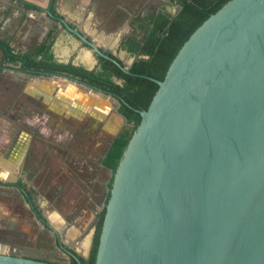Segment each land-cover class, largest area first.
Masks as SVG:
<instances>
[{
  "label": "water",
  "instance_id": "1",
  "mask_svg": "<svg viewBox=\"0 0 264 264\" xmlns=\"http://www.w3.org/2000/svg\"><path fill=\"white\" fill-rule=\"evenodd\" d=\"M56 20L130 74L134 57L122 66ZM36 75L83 85L118 112L106 91ZM137 76L158 87L110 171L94 264H264V0H228L182 44L161 81ZM0 264L54 263L0 251Z\"/></svg>",
  "mask_w": 264,
  "mask_h": 264
},
{
  "label": "crops",
  "instance_id": "2",
  "mask_svg": "<svg viewBox=\"0 0 264 264\" xmlns=\"http://www.w3.org/2000/svg\"><path fill=\"white\" fill-rule=\"evenodd\" d=\"M22 1L42 10L26 9L15 0H0V40L24 53L39 48L47 33L54 30L58 36L51 45L53 60L88 71L99 66V57L56 19H63L101 51L126 65L123 57L128 53L120 48L122 41L139 39L140 19L157 10L155 0L151 1L152 7L150 0H55L52 11V0ZM141 3L150 10L140 13ZM166 6L170 7L169 0ZM47 10L55 18L51 22ZM1 56L0 52V59ZM15 70L0 69V251H16L30 258L45 256L39 237L54 234L49 226L70 251L87 258L94 215L90 210L87 213L75 208L91 201L93 156L98 154L100 158L102 146L107 150L121 131L117 130L111 141L105 140L106 134L113 133L107 128L109 113L123 117L108 98L85 87L82 92L71 83L61 85L53 78L32 77ZM98 132L99 139L92 145ZM101 168L98 164V170ZM102 170L111 177L109 169ZM107 181L102 184L105 196ZM14 182L26 185L28 195L39 198L35 207L45 225L24 201L19 203L7 194L16 195L11 187ZM13 229L23 233L22 240L32 237L30 247L25 249L22 243L21 248L14 247ZM64 258L67 259L65 255Z\"/></svg>",
  "mask_w": 264,
  "mask_h": 264
},
{
  "label": "trees",
  "instance_id": "3",
  "mask_svg": "<svg viewBox=\"0 0 264 264\" xmlns=\"http://www.w3.org/2000/svg\"><path fill=\"white\" fill-rule=\"evenodd\" d=\"M15 1L23 4L26 9L42 10L36 5L22 0ZM227 1L169 0V8L174 5L178 6L174 13L160 8L155 13L141 18L139 25L141 37L139 39L136 37L124 39L120 45V48L127 52L129 57L135 58L129 68L130 74L124 73L116 64L100 57L99 66L91 71L71 64L56 63L51 53V45L58 36V32L54 30L47 33L45 42L39 48L25 53L15 51L9 42L0 40L2 53L0 69L5 66H18L35 75L37 73L64 74L91 87L106 91L118 99L120 102L118 113L125 120L127 127L123 128L111 141L103 160V166L114 172L124 148L140 122L139 111L147 109L158 87L155 82L137 75L161 81L182 44L209 15L215 13ZM54 2L55 0L51 2V11ZM107 55L114 58L109 53ZM119 63L124 65L121 61ZM111 180L112 178L107 185L108 189ZM108 197L109 193L106 195L105 203ZM104 212L105 209L102 208L96 216L87 258L70 252L67 261L52 263L94 264Z\"/></svg>",
  "mask_w": 264,
  "mask_h": 264
},
{
  "label": "rangeland",
  "instance_id": "4",
  "mask_svg": "<svg viewBox=\"0 0 264 264\" xmlns=\"http://www.w3.org/2000/svg\"><path fill=\"white\" fill-rule=\"evenodd\" d=\"M151 1H154V0H150V2H149V6L152 7L153 5L151 4ZM167 2H168V0H155V3H156L155 5L157 7H155L154 9H160V8L165 7L167 9V11H171L172 13H174L176 11V9L178 8V6L174 5L171 8H169L166 6ZM139 7H140V13L145 12L147 10H150V7H147L144 3H141V5ZM129 60H130L129 55H127L126 57L125 56L123 57V61L125 62L126 65L128 64ZM6 78H8V80L11 79L10 76H7ZM8 80H6L7 81L6 83H8ZM118 82H120V81H118ZM70 85H75L74 87H78V89L80 91H82V89H84L83 85H78L75 83H71ZM90 92H92V91H90ZM94 93H96V92H94ZM108 101H109V103L114 102V100H112V99H109ZM105 117H104V120H105ZM107 123H108L107 128L111 129L110 131L113 132L112 134H110V133L106 134L107 138L105 140H107L108 142L111 141V139L114 137V133L117 130H122L123 128L127 127V124L123 120V118H121L119 115H117V113H114V112L109 113V115L107 117ZM95 134L97 137H96V139H94L92 141V143H91L92 145H94V143L99 139L98 136L100 135V132L95 133ZM86 145H88V143ZM104 148H105V146H102L103 150L102 149L101 150L104 151ZM93 157H95V160L92 162V165H91V167H92V178H93L91 201H88L87 203L82 204L81 206H77L75 209L77 211L84 209L87 213H88V210H90L94 215L96 212H97L96 214L99 213V211L102 209V204H104L102 202L104 199V189H103L102 184H104V182L106 180H108L107 181V183H108L110 181L111 177H110V175L106 177L104 170H102V168H101V170H98L97 160L99 158V155L95 154ZM95 220H96V217H94V220H93V227L95 224ZM39 238H40V242L42 244L46 242L45 236L42 235ZM22 239H23V236L20 237V235L17 236V234H16V236L14 238H12V240L14 242L13 243L14 247L21 248V243H22L23 247H25V249H26V248L30 247V244L33 243L32 237H29L25 240H22ZM13 254L17 255L18 253L16 251H13ZM54 254H55L56 261H58V262L67 261V259H65L62 256V254H60L59 252H55Z\"/></svg>",
  "mask_w": 264,
  "mask_h": 264
},
{
  "label": "flooded vegetation",
  "instance_id": "5",
  "mask_svg": "<svg viewBox=\"0 0 264 264\" xmlns=\"http://www.w3.org/2000/svg\"><path fill=\"white\" fill-rule=\"evenodd\" d=\"M10 44V43H9ZM1 52V51H0ZM21 53H23V52H21ZM25 53V52H24ZM2 54V53H1ZM105 54H108V53H105ZM110 54V53H109ZM114 58H116V57H114ZM1 59H2V56H1ZM1 59H0V62H1ZM117 59V58H116ZM118 60V59H117ZM2 69H16V70H21V71H24V72H26L25 70H22V69H20L18 66H14V67H11V66H5V67H3ZM15 70V71H16ZM83 87H85V86H83ZM86 88V87H85ZM107 149V148H106ZM103 150V149H102ZM102 152H104L103 153V155H101L100 156V158H99V160L97 161V165L99 164L102 168L104 167L103 166V160H104V158H105V156H106V152H107V150H105V151H102ZM109 183V182H108ZM1 187H4V185H1ZM12 189H13V191H14V193H16V195L14 196L12 193H10V192H8L7 190H5L4 191V193H7V194H11L10 196L11 197H13V198H15V200L16 201H19V203H23V201H24V203L26 204V205H28V207L30 208V211H32L35 215H36V219L37 220H39L40 219V216H42L41 215V213L40 212H38L37 210H36V205H38V197L35 195V194H32L31 193V195H28V188H26V185L24 186L22 183H17V182H14L13 184H12ZM33 191H34V189H32ZM107 195V194H106ZM104 197L106 198V196L104 195ZM105 198L103 199V203H105ZM21 201V202H20ZM21 206V209H22V211L24 210L23 209V206H22V204H20ZM103 205L104 204H102V207H103ZM20 209V208H19ZM100 212V211H99ZM97 213V212H96ZM94 214V217H96L97 216V214ZM50 232L51 233H54L53 231H51L50 230ZM13 233V235L15 234V236H16V234H17V236H19L20 235V237L21 236H23V235H21V234H23L20 230H18V229H13V232H11V234ZM10 234V235H11ZM9 235V236H10ZM12 236V235H11ZM14 236V237H15ZM45 236V235H44ZM48 236L49 237H46L45 236V240H46V242L45 243H43L44 244V248L46 249V253H44V255L45 256H39V257H36V258H38V259H41V260H47V261H50V262H54V261H56V258H55V252H59L60 254H62V256L64 257V255L68 258V256H70V252H72V251H70L69 249H68V246H65L63 243H61L60 242V240H59V236L57 237L56 235H55V233L53 234V235H50V233L48 234ZM13 237V236H12ZM13 237V238H14ZM9 238H11V237H9ZM12 239V238H11Z\"/></svg>",
  "mask_w": 264,
  "mask_h": 264
},
{
  "label": "bare ground",
  "instance_id": "6",
  "mask_svg": "<svg viewBox=\"0 0 264 264\" xmlns=\"http://www.w3.org/2000/svg\"><path fill=\"white\" fill-rule=\"evenodd\" d=\"M67 84H68V83H67ZM67 84H66V85H67ZM93 94H96V93H93Z\"/></svg>",
  "mask_w": 264,
  "mask_h": 264
}]
</instances>
